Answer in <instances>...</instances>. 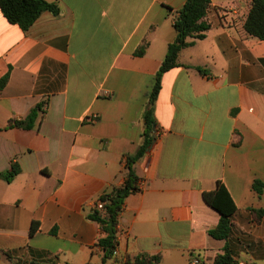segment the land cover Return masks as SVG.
Masks as SVG:
<instances>
[{"label": "crops", "instance_id": "obj_1", "mask_svg": "<svg viewBox=\"0 0 264 264\" xmlns=\"http://www.w3.org/2000/svg\"><path fill=\"white\" fill-rule=\"evenodd\" d=\"M47 1L59 14L43 12L27 31L0 9V79L10 74L0 88V172L21 168L12 181L0 178V264H102L103 232L87 213L125 182L186 0ZM251 2L211 0L206 37L163 74L154 142L135 164L141 186L120 216L117 258L213 262L226 241L209 234L220 214L203 192L220 181L238 207L234 257L264 264V217L252 210L264 208V192L253 189L264 182V40L245 29ZM145 40L146 53L135 55ZM38 104L32 128L9 125Z\"/></svg>", "mask_w": 264, "mask_h": 264}, {"label": "trees", "instance_id": "obj_2", "mask_svg": "<svg viewBox=\"0 0 264 264\" xmlns=\"http://www.w3.org/2000/svg\"><path fill=\"white\" fill-rule=\"evenodd\" d=\"M210 7L211 0H186L182 8L176 12L173 25L177 35L175 40L168 46L167 54L156 74L155 83L149 94L148 107L144 112L146 127L143 132V142L135 154L127 155L125 158V182L100 194L87 213V218L97 222L103 232V235L98 238L95 244L103 250L102 264H107L115 258L118 264H161L162 262L160 254L153 255L148 252H140L134 256L127 254L119 258L116 257L119 247L118 227L120 216L125 208L126 199L132 193L140 190V176L136 172L135 164L154 142V136L152 135L154 103L162 87L163 74L179 65L178 57L183 48L191 46L196 40L206 37L208 30L211 28V24L205 20ZM0 9L9 22L19 25L25 31L35 23L43 12L51 11L55 14L60 12V8L56 3L47 0H0ZM244 26L249 35L264 40V0H252ZM148 45L149 41H143L136 49L135 55H144ZM197 68L202 72L206 71L202 67ZM9 75L8 72L0 79V88L7 84ZM41 109L42 104H38L25 119L14 120L9 125L30 129L35 125ZM20 171V166L15 163L10 170L0 172V178L12 181ZM253 189L261 195L264 192V182L260 179L255 180ZM203 199L220 214L219 223L209 229V234L215 239L225 240L226 245L224 251L217 254L213 262L202 261L200 264H239L229 243L233 228L232 217L238 210L233 197L225 184L219 181L214 190L203 192ZM100 203H102V207H99ZM252 210L257 214L258 219L264 217V208ZM38 224V222L32 224L31 235H34L37 231Z\"/></svg>", "mask_w": 264, "mask_h": 264}, {"label": "built area", "instance_id": "obj_3", "mask_svg": "<svg viewBox=\"0 0 264 264\" xmlns=\"http://www.w3.org/2000/svg\"><path fill=\"white\" fill-rule=\"evenodd\" d=\"M98 119V116L97 115H94L92 118H91V120L92 121H96ZM141 185L139 184V187H140ZM103 205H102V203H100L99 204V207H102ZM200 260L199 259H194L192 262H191V264H200Z\"/></svg>", "mask_w": 264, "mask_h": 264}]
</instances>
